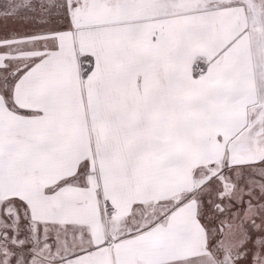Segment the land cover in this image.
Wrapping results in <instances>:
<instances>
[{
    "label": "snow or ice",
    "instance_id": "snow-or-ice-1",
    "mask_svg": "<svg viewBox=\"0 0 264 264\" xmlns=\"http://www.w3.org/2000/svg\"><path fill=\"white\" fill-rule=\"evenodd\" d=\"M0 264H264V0H0Z\"/></svg>",
    "mask_w": 264,
    "mask_h": 264
}]
</instances>
